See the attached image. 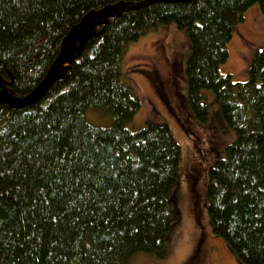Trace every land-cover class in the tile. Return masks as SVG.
<instances>
[{"label":"trees","instance_id":"1","mask_svg":"<svg viewBox=\"0 0 264 264\" xmlns=\"http://www.w3.org/2000/svg\"><path fill=\"white\" fill-rule=\"evenodd\" d=\"M141 0H0V86L32 91L63 37L91 9ZM264 0H158L97 27L38 101L0 102V264H126L137 251L164 257L180 221L173 195L181 148L165 122L125 126L140 108L123 80L130 43L159 26L186 29L185 77L205 122L211 90L236 138L209 169L207 214L241 264H264V46L248 78L220 66L243 12ZM111 112L92 125L88 108Z\"/></svg>","mask_w":264,"mask_h":264},{"label":"rangeland","instance_id":"2","mask_svg":"<svg viewBox=\"0 0 264 264\" xmlns=\"http://www.w3.org/2000/svg\"><path fill=\"white\" fill-rule=\"evenodd\" d=\"M236 23L227 43L228 58L220 66L235 80L248 78L255 51L264 46V13L253 4ZM191 44L186 29L175 24L159 26L130 43L122 61L123 80L140 102L136 114L126 122L130 130L147 120L168 124L181 148L178 177L173 195L181 211L167 243L164 257L137 251L126 264H241L224 240L213 234L207 214L209 169L236 132L225 122L211 90H205L209 115L198 121L187 99L185 69ZM92 125L111 126L113 115L93 107L86 111Z\"/></svg>","mask_w":264,"mask_h":264},{"label":"water","instance_id":"3","mask_svg":"<svg viewBox=\"0 0 264 264\" xmlns=\"http://www.w3.org/2000/svg\"><path fill=\"white\" fill-rule=\"evenodd\" d=\"M155 1L158 0L118 1L106 4L98 10L91 9L63 37L59 52L41 82L24 95H16L5 85H2L0 86V102L13 108H20L38 101L46 94L51 85L61 78L63 66L82 50L97 27L102 26L109 18L123 11L140 8Z\"/></svg>","mask_w":264,"mask_h":264}]
</instances>
